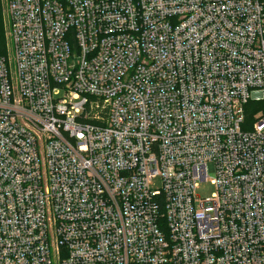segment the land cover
<instances>
[{
	"label": "built area",
	"instance_id": "built-area-1",
	"mask_svg": "<svg viewBox=\"0 0 264 264\" xmlns=\"http://www.w3.org/2000/svg\"><path fill=\"white\" fill-rule=\"evenodd\" d=\"M8 13L0 264H264V0Z\"/></svg>",
	"mask_w": 264,
	"mask_h": 264
},
{
	"label": "rangeland",
	"instance_id": "rangeland-1",
	"mask_svg": "<svg viewBox=\"0 0 264 264\" xmlns=\"http://www.w3.org/2000/svg\"><path fill=\"white\" fill-rule=\"evenodd\" d=\"M0 15L2 18V26L0 29V34L5 41V53L3 54L8 60L12 58V44H11V36H10V22H9V13H8V0H0ZM264 106L256 105L251 106L247 109V112L251 118L258 119L263 115ZM162 187L161 179L158 178L152 183L153 189H160ZM216 188L210 182H202L195 191V197L198 198L196 203L199 207L201 200L203 199H211L215 194Z\"/></svg>",
	"mask_w": 264,
	"mask_h": 264
},
{
	"label": "trees",
	"instance_id": "trees-1",
	"mask_svg": "<svg viewBox=\"0 0 264 264\" xmlns=\"http://www.w3.org/2000/svg\"><path fill=\"white\" fill-rule=\"evenodd\" d=\"M2 26V18L0 15V29ZM5 53V41L4 38L2 37V34H0V57H4L3 54Z\"/></svg>",
	"mask_w": 264,
	"mask_h": 264
}]
</instances>
